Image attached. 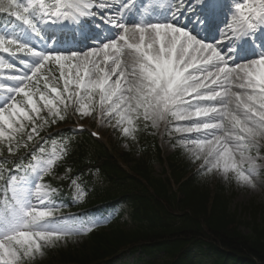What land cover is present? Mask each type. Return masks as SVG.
<instances>
[{
  "label": "snow or ice",
  "instance_id": "1",
  "mask_svg": "<svg viewBox=\"0 0 264 264\" xmlns=\"http://www.w3.org/2000/svg\"><path fill=\"white\" fill-rule=\"evenodd\" d=\"M0 20V264H32L104 222L59 215L45 182L68 145L41 133L70 113L133 141L141 123L166 125L202 175L257 188L264 0H0Z\"/></svg>",
  "mask_w": 264,
  "mask_h": 264
},
{
  "label": "trees",
  "instance_id": "2",
  "mask_svg": "<svg viewBox=\"0 0 264 264\" xmlns=\"http://www.w3.org/2000/svg\"><path fill=\"white\" fill-rule=\"evenodd\" d=\"M71 124L68 115L47 130ZM63 134L68 139L59 165L64 176L49 184L80 177L87 192L80 207L113 202L118 211L105 226L48 249L43 261L35 262L101 264L125 251H141L143 264H264V205L233 209L232 188L202 175L199 162L191 163L182 152L156 174L155 165L166 161L150 128L141 123L135 141L114 130L113 154L88 133ZM123 143L128 151L120 150Z\"/></svg>",
  "mask_w": 264,
  "mask_h": 264
},
{
  "label": "rangeland",
  "instance_id": "3",
  "mask_svg": "<svg viewBox=\"0 0 264 264\" xmlns=\"http://www.w3.org/2000/svg\"><path fill=\"white\" fill-rule=\"evenodd\" d=\"M22 67V66H18ZM10 71V70H9ZM8 70H5L4 74L6 75ZM11 83V82H8ZM78 123L85 125L90 130H94L97 133L101 134L103 137V140L106 141L107 138H109L110 134H113V127H108L103 125L102 123H98L96 119L93 117H86V118H79L78 115H75ZM175 123V122H173ZM183 123V122H181ZM93 127V128H92ZM92 128V129H91ZM156 130V135L158 136L159 143L161 145L162 151L164 153L165 157H169L172 154H175L177 151H180V153H183L184 157L188 158V154L184 152L181 147L177 145V140L179 139V134L172 132L171 135L168 134V128L166 125H161ZM114 139V136H111L112 140ZM114 144L117 145V142H114ZM121 151H128V146L126 144L120 145ZM189 159V158H188ZM192 163V162H191ZM163 171V168L160 166H157L156 172L157 174H161ZM211 180L213 182L220 181L222 184H225L228 188H232V192L235 196V199L233 201V209L240 208L242 206H245L251 202H255L257 204H263L264 205V170H262L261 175L257 178L256 184L257 188L255 190L250 189L248 187H242L234 179L225 180L222 176L211 174ZM40 260H42V257H39ZM127 264H133V259H126ZM117 264H126V263H117Z\"/></svg>",
  "mask_w": 264,
  "mask_h": 264
}]
</instances>
